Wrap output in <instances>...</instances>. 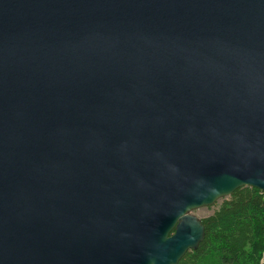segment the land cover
<instances>
[{
	"label": "water",
	"instance_id": "95a60500",
	"mask_svg": "<svg viewBox=\"0 0 264 264\" xmlns=\"http://www.w3.org/2000/svg\"><path fill=\"white\" fill-rule=\"evenodd\" d=\"M247 187L264 0H0V264H179Z\"/></svg>",
	"mask_w": 264,
	"mask_h": 264
},
{
	"label": "trees",
	"instance_id": "16d2710c",
	"mask_svg": "<svg viewBox=\"0 0 264 264\" xmlns=\"http://www.w3.org/2000/svg\"><path fill=\"white\" fill-rule=\"evenodd\" d=\"M206 236L179 264H264V192L242 188L204 220Z\"/></svg>",
	"mask_w": 264,
	"mask_h": 264
},
{
	"label": "rangeland",
	"instance_id": "374dc122",
	"mask_svg": "<svg viewBox=\"0 0 264 264\" xmlns=\"http://www.w3.org/2000/svg\"><path fill=\"white\" fill-rule=\"evenodd\" d=\"M224 200H220L219 202H217L212 207L197 210V211L193 212V214L198 218H207V217L211 216L218 209V207L220 206V204H222V202Z\"/></svg>",
	"mask_w": 264,
	"mask_h": 264
},
{
	"label": "flooded vegetation",
	"instance_id": "af4514ba",
	"mask_svg": "<svg viewBox=\"0 0 264 264\" xmlns=\"http://www.w3.org/2000/svg\"><path fill=\"white\" fill-rule=\"evenodd\" d=\"M193 214V213H192ZM194 215V214H193ZM195 216V215H194ZM200 220H201V222H202V224H203V226H204V220L206 219V218H199ZM205 227V226H204Z\"/></svg>",
	"mask_w": 264,
	"mask_h": 264
}]
</instances>
